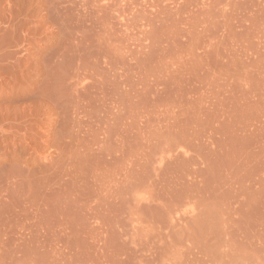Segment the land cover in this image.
<instances>
[{
	"label": "rangeland",
	"instance_id": "obj_1",
	"mask_svg": "<svg viewBox=\"0 0 264 264\" xmlns=\"http://www.w3.org/2000/svg\"><path fill=\"white\" fill-rule=\"evenodd\" d=\"M0 264H264V0H0Z\"/></svg>",
	"mask_w": 264,
	"mask_h": 264
}]
</instances>
